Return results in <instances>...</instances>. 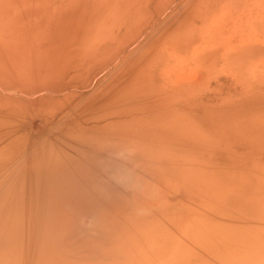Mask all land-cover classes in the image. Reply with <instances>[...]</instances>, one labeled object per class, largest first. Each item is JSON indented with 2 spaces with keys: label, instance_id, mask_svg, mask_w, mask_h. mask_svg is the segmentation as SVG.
Masks as SVG:
<instances>
[{
  "label": "rangeland",
  "instance_id": "1",
  "mask_svg": "<svg viewBox=\"0 0 264 264\" xmlns=\"http://www.w3.org/2000/svg\"><path fill=\"white\" fill-rule=\"evenodd\" d=\"M0 240V264H264V0H0Z\"/></svg>",
  "mask_w": 264,
  "mask_h": 264
},
{
  "label": "bare ground",
  "instance_id": "2",
  "mask_svg": "<svg viewBox=\"0 0 264 264\" xmlns=\"http://www.w3.org/2000/svg\"><path fill=\"white\" fill-rule=\"evenodd\" d=\"M62 57H63V56H62ZM62 57H61V58H62ZM13 62H15V61H13ZM17 62H19V61H17ZM11 63H12V62H11ZM19 64H21V63H19ZM84 64H85V63H84ZM8 65H9V64H8ZM80 66H81V65H80ZM27 67H28V66H27ZM77 67H78V66H77ZM15 68H16V67H15ZM17 68H18V67H17ZM17 68H16V70H18ZM34 68H35V67H34ZM78 68H79V67H78ZM78 68H77V69H78ZM4 69H5V68H4ZM70 69H71V67H70ZM77 69H76V70H77ZM6 70H7V69H6ZM20 70H21V69H20ZM30 71H31V70H30ZM20 72H21V71H20ZM20 72H19V73H20ZM32 72H33V71H32ZM70 72H71V71H70ZM74 72H75V71H74ZM24 73H27V72H24ZM29 73H30V72H29ZM16 74H17V73H16ZM41 74H42V73H41ZM66 74H67V73H66ZM10 75H11V73H10ZM33 75H34V74H33ZM68 75H69V74H68ZM68 75H67V76H68ZM64 77H65V76H64ZM70 79H71V78H70ZM24 80H25V79H24ZM35 80H36V79H35ZM58 80H59V79H58ZM47 82H48V81H47ZM57 82H58V81H57ZM53 84H54V83H53ZM66 84H67V83H66ZM66 84H65V85H66ZM44 85H45V84H44ZM50 85H52V83H51ZM58 85H60V84H58ZM61 85H62V83H61ZM67 85H68V84H67ZM67 85H66V86H67ZM52 86H54V85H52ZM66 86H65V87H66ZM69 86H70V85H69ZM43 87L45 88L46 85L43 86ZM43 87H42V88H43ZM60 87H61V86H60ZM60 87H58L57 84L55 85V88H56V89H57V88H60ZM28 88H29V87H28ZM47 88H48V87H46V89H44V90H47ZM52 88L55 89L54 87H52ZM62 88H63V87H61L60 89H62ZM60 89H59V90H60ZM30 90H31V88H30ZM50 90H51V88H50ZM50 90L48 89V91H50ZM51 91H52V90H51ZM53 91H54V90H53ZM38 98H40V97H38ZM46 98H47V97H46ZM42 99H44V97L41 98L40 100L36 98L35 101H36V100H37V101L39 100L38 103H41L42 101H44V100H42ZM45 100H46V101H44V104L47 102V99H45ZM31 101H32V100H31ZM37 101H36L35 103H37ZM48 101L50 102L51 100L49 99ZM28 102H29V101H28ZM49 102H48V103H49ZM29 103H33V101H32V102H29ZM35 103H34V104H35ZM38 103H37V104H38ZM34 104H32V105H34ZM44 104H42V105H44ZM111 115H112V114H111ZM106 117H109V115L106 116ZM86 119H87V118H86ZM89 120H91V119H89ZM86 121H87V120H86ZM86 121L83 120V122H86ZM97 121H98V120H97ZM81 123H82V122H81ZM91 123H92V122H91ZM95 123H96V122H95ZM101 123H102V122H101ZM98 124H99V123H98ZM85 125H86V124H85ZM105 125H106V124H105ZM94 126H95V125H94ZM106 126H107V125H106ZM84 127H85V126H83V128H84ZM86 127H87V126H86ZM86 127H85V128H86ZM103 127H104V126H103ZM85 128H84V129H85ZM90 128H91V127H90ZM93 128H94V127H93ZM96 128H97V127H96ZM104 128H105V127H104ZM77 130H78V129H77ZM79 131H80V130H78V132H79ZM102 131H103V130H102ZM76 132H77V131H76ZM97 132H98V131H97ZM103 133H104V132H103ZM69 135H70V134H69ZM89 135H91V134H89ZM95 135H96V134H95ZM74 136H75V135H74ZM85 136H86V135H85ZM82 137H83V136H81V138H82ZM91 137H92V136H91ZM99 137H100V136H99ZM98 139H99V138H98ZM67 143H68V142H66L65 144H67ZM70 143H71V142H70ZM65 144L63 145V147L66 146V148H67V150H68V146L65 145ZM73 144H74V143H73ZM100 144H101V143H100ZM77 145H78V144H77ZM84 145H85V144H84ZM98 146H99V145H98ZM69 147H70V146H69ZM73 147H74V146H72V148H70V152H71L72 150L75 149V148L73 149ZM75 147H76V146H75ZM96 147H97V146H96ZM78 148H79V147H78ZM60 150H61V149H60ZM60 150H59V151H60ZM67 150L64 149L65 153L67 152ZM77 150H78V149H77ZM74 151H75V150H74ZM70 152H67V153H70ZM76 152H78V151H76ZM91 152H93V151H91ZM67 153H66V154H67ZM72 153H73V152H72ZM72 153H70V154H72ZM78 153H79V152H78ZM56 154H59V153H55V158H57L56 156H58V158H57L58 160H60V159H61V156L63 157V155H64V154L61 155V153H60L59 155H56ZM74 154H75V153H73L72 155H74ZM79 154H80V153H79ZM79 154L76 153V155H79ZM81 154H82V153H81ZM81 154H80V155H81ZM60 155H61V156H60ZM67 155H68V154H67ZM80 155H79V156H80ZM68 156H69V155H68ZM69 157H70V156H69ZM69 157H68V158H69ZM74 157H75V156H74ZM77 157H78V156H77ZM77 157H76V159H77ZM59 158H60V159H59ZM81 158H82V155H81ZM81 158L78 157V159H81ZM51 159H54V156H53ZM51 159H50V160H51ZM64 159H65V158H64ZM64 159H62V161H63ZM69 159H70V158H69ZM67 160H68V159H67ZM54 161L56 162L57 160H55V159H54L53 161L51 160V162L55 163ZM62 161H59L58 163H60V162L62 163ZM70 161H71V160H70ZM81 161H82V160H81ZM65 162H66V159H65ZM65 162L63 161L64 164H65ZM67 162H69V161H67ZM74 162H75V161H73L72 163H74ZM77 162H79V161H77ZM77 162H75L74 164L77 165V164L80 163V162H79V163H77ZM56 163H57V162H56ZM56 163H55V164H56ZM72 163L69 162L68 164L71 165ZM48 164H50V166H51V163H48ZM66 164H67V163H66ZM66 164H65V166H66ZM52 165H54V164H52ZM56 165H57V164H56ZM56 165H55V168H56V169H54L55 171L58 170L59 168H60V169L64 168V167H61L63 164H62V165L60 164L61 166L58 165V167H59L58 169H57ZM69 165H67L66 167H68ZM72 165H73V164H72ZM48 166H49V165H48ZM63 166H64V165H63ZM66 167H65V168H66ZM40 168L42 169V167H40ZM43 168H44V167H43ZM46 169H48V168H46ZM43 170H45V169H43ZM52 170H53V167L51 168V171H52ZM62 170H63L62 172H61V170H60L59 175H60V173H62V174H66V173L64 172L65 169H62ZM46 171H49V169L46 170ZM55 171H54V173L56 174ZM65 171H66V170H65ZM42 172H43V171H42ZM49 172H50V171H49ZM49 172L46 173V175L49 174ZM50 174H51V172H50ZM55 174H54V177H55ZM59 175H58V171H57V176L60 178L61 175H60V176H59ZM43 176H45V174H43ZM52 176H53V174H51V178H50V177L47 175V178L49 177V181H50L51 179L53 180ZM40 177H42V176H40ZM63 177L65 178V177H67V175H66V176L63 175ZM47 178H46V179H47ZM55 178L57 179V177H55ZM59 178H58V179H59ZM61 178H62V177H61ZM64 178H62V180H60V179H59V180L57 179V180H58V181H62V183H63V182H64V181H63ZM43 179H44V177H43ZM43 179H41V180L43 181ZM52 180H51V181H52ZM57 180H56V182H57ZM14 181H15V180H14ZM42 181H40V184H42V183H41ZM54 181H55V180H54ZM114 181H118V180L114 179ZM7 182H8V180H7ZM7 182H6V183H7ZM16 182H17V180H16ZM16 182H14V183H16ZM46 182H47V180H46ZM46 182H45V183H46ZM6 183H5L4 185H6ZM18 183H19V181H18ZM35 183H36V182H35ZM45 183H44V184H45ZM52 183L54 184L55 182L52 181ZM13 185H14V184H13ZM27 185H28V184H27ZM25 186H26V185H25ZM93 217H95V216H93ZM97 221H98V220H97ZM9 231H10V232H8V233L10 234V233H11V230L9 229ZM6 232H7V231H6ZM6 235H7V234H6ZM1 236H2V235H1ZM3 236H5V234H4ZM49 236H50V235H49ZM52 236H53V234H52ZM52 236H51V238H52ZM54 237H55V235H54ZM58 237H59V235H58ZM9 238H10V237H9ZM11 238H12V236H11ZM11 238H10V239H11ZM51 238H50V239H51ZM5 239H7V237H6ZM46 239H47V240L44 241V240H45V238H44L43 241H44V242H47V241H48V238H46ZM7 240H8V239H7ZM52 240L55 241L54 239H52ZM49 241H50V240H49ZM49 241H48V242H49ZM0 242H1V240H0ZM7 242H8V241H7ZM9 242H10V241H9ZM11 242H12V241H11ZM15 242H16V241H15ZM44 242H43V243H44ZM13 244H14V243H13ZM15 244H16V243H15ZM15 244H14V245H15ZM6 245H7V244H6V241H5V246H6ZM9 245H10V244H9ZM11 247H13V246H11ZM4 248H5V247H4ZM6 248H7V247H6ZM6 248H5V249H6ZM8 249H9V248H8Z\"/></svg>",
  "mask_w": 264,
  "mask_h": 264
}]
</instances>
